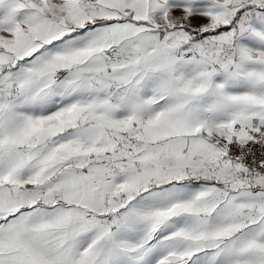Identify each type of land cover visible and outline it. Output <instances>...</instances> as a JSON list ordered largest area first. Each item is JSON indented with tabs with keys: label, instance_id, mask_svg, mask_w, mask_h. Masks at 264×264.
I'll return each instance as SVG.
<instances>
[{
	"label": "snow or ice",
	"instance_id": "obj_1",
	"mask_svg": "<svg viewBox=\"0 0 264 264\" xmlns=\"http://www.w3.org/2000/svg\"><path fill=\"white\" fill-rule=\"evenodd\" d=\"M0 264H264V0H0Z\"/></svg>",
	"mask_w": 264,
	"mask_h": 264
}]
</instances>
